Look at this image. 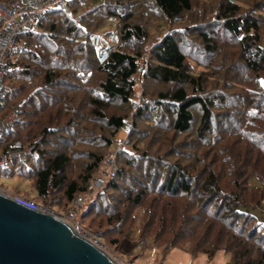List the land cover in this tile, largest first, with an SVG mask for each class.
I'll return each mask as SVG.
<instances>
[{
    "label": "trees",
    "instance_id": "obj_1",
    "mask_svg": "<svg viewBox=\"0 0 264 264\" xmlns=\"http://www.w3.org/2000/svg\"><path fill=\"white\" fill-rule=\"evenodd\" d=\"M5 1L11 0H0ZM96 1L70 0L69 13L47 8L35 29L22 32L21 38L27 49L9 59L11 70L4 78L9 92L0 106V119L17 112L19 121L12 131L0 136V154L15 144L25 149L28 157L24 162L16 160L7 166H0V173L17 175L26 169L29 173L34 172L35 188L43 200L56 191L65 190V211L70 209L78 196H86L90 192L92 177L104 158L90 154L94 161L88 164L86 172L79 179L73 180H68L66 175V168L71 163L69 154L52 151L45 158L48 150L41 146L48 144L47 137L54 135L55 129L47 126L46 123L54 117L47 116L46 111L58 101L56 94L52 96H56L55 100L49 101L50 90H56L60 85L63 88L66 86L65 89L73 86L68 80L70 77L87 83L99 75L101 78L97 79L96 85L89 88L90 105L95 116L107 119L116 138L126 126L129 116L115 114L108 117L105 112L109 108L108 101L119 100L129 105L133 102L136 76L141 71L140 60L145 55L148 39L147 30L142 24L127 21L122 27L118 46L105 56H100L96 44L91 41L93 30H90V25L98 29L102 23L95 24L96 16L100 13L91 14L100 5ZM251 1V8L244 9L239 0H226L220 3L215 22L199 24L192 28V33L189 27H184L182 31L165 34L151 49V59L143 71L145 78L169 86L160 91L158 99L154 101L159 106L166 101L172 105L167 128L177 135H195L189 146L181 145L185 148L178 153L180 158L184 154L189 155L190 158L196 157L198 164L205 165L203 159L209 158L210 154L207 152L205 157L197 156V139L202 141L198 144H211L213 147L221 140L225 141L227 136L237 137L231 147H218L217 152V155L225 156L222 163H229L233 171L230 174L233 176L232 190L224 188L221 182L225 177L222 172L224 166L219 172L209 169L206 164L201 172L194 175L193 169L182 162H166L168 167L165 173L164 170L160 173L154 171L150 179L153 188L149 191L146 186L140 188L138 194L130 198L136 206H141L149 193L154 194L155 198L145 209L148 218L144 222V229L146 232L155 230L156 240L160 243L163 235L174 232L172 240L165 241L163 257L171 249L178 248L182 238L192 241L190 247L182 249L194 257L204 254L208 262H212L217 253L223 250L230 255L226 264H264V231L260 230L264 222L254 213L242 209L244 205L260 206L264 200V85L261 83L264 80V0ZM153 2L163 19L171 22L192 13L194 9L193 0ZM88 3L98 5L82 14L80 8ZM104 7H108V4H102ZM106 15L115 16V12L108 11ZM208 25H218L219 33L201 29ZM228 36L236 47L223 54L228 56L233 53L239 56L238 60L228 67L224 61L213 64V59L222 52L217 40H226ZM194 47H198V50ZM231 56L233 59L234 55ZM190 60L196 61L204 70L195 73ZM63 69H67V72H63ZM36 79L39 81L35 82ZM149 105L144 103L135 111L129 133L133 134L137 129V118L149 116ZM7 108H10L9 113H6ZM199 110L200 117L197 115ZM74 120L75 115L69 121L71 125ZM32 126H38L36 129H40L41 137L35 136L36 139L33 136L35 140L27 144L18 141L16 137L24 130L27 131L26 136L37 131L30 128ZM147 156L144 153L143 159ZM160 160L151 161L145 179L146 176L150 178L153 168H160L163 163ZM216 160L215 155L213 163ZM33 161L41 162L43 166L34 171ZM129 164H133V161ZM124 171L118 167L113 175L123 174ZM253 176L262 187L251 185ZM109 182L112 187H118L113 178ZM137 182L143 185L145 181L139 179ZM159 185V189H156ZM177 198H187V204L181 209L173 201ZM34 201L44 207H54ZM161 203L163 208L160 212L158 207ZM169 205L172 206V213L168 218ZM91 212V209L86 210L84 215L88 216ZM123 219L118 216L110 221L113 223ZM179 229L183 231L182 237L175 234Z\"/></svg>",
    "mask_w": 264,
    "mask_h": 264
},
{
    "label": "rangeland",
    "instance_id": "obj_2",
    "mask_svg": "<svg viewBox=\"0 0 264 264\" xmlns=\"http://www.w3.org/2000/svg\"><path fill=\"white\" fill-rule=\"evenodd\" d=\"M224 1L226 0H193V12L187 13L181 18L171 22L164 20L163 16L158 13L153 0H97L96 3L100 2V5L97 7L98 9L96 8V10H93L91 14L100 13L96 16L95 24L98 22L102 23H100L101 25L98 26V29L90 25V30H93L91 31V41L96 44L100 56H105L111 49L118 46L121 39L122 27L127 21H135L142 24L148 34L146 52L144 57L140 60L142 66L141 71L136 76L137 86L133 102L129 105L119 100L108 101L109 108L105 111L108 117L115 114L123 116L128 115L129 120L126 126L115 138L112 128L109 127L107 123V119L102 120L94 115V110L90 105L91 96L89 88L92 85H96L97 79L101 78L99 75L93 78V81L90 80L87 83L76 81L70 77L68 80L72 82L71 84H73V86L65 89L66 86L63 88L60 85L56 89L57 91L55 89L50 90L51 99L49 101L55 100L56 96L52 97L54 94L58 96V101L54 107L47 108L46 115H50L49 117L54 118L51 122L46 124H48V127L55 129L54 135L47 137L48 144L42 145L41 148L48 150L45 158L50 156L53 153L52 151H64L71 156V163L66 168L68 180L79 179L80 176L86 172L88 164L94 161L90 157V154L94 153L98 156H103L104 161L92 177L93 180L91 182L90 192L84 196L85 201L78 207L73 203L70 209L65 211V190L52 193L47 200L39 198L35 188V173H29L27 169L22 170V172L17 175L0 173V191L10 196L27 198L30 200L35 199L38 200V202L50 204L54 207L50 206L49 209L51 213L56 216L72 211L75 216V221L71 222L74 228L88 239H97L99 241L97 246L102 248L118 264H226L230 260L229 253L221 250L217 253L212 262H208L206 255L199 254L194 257L182 249L190 247L192 242L190 239L182 238L178 244V248L171 249L165 257H163L165 241H171L174 232L163 235V241L160 243L156 240L155 230L146 232L144 229V222H146L148 218L145 209L148 208L155 198L154 194L149 193L141 206H136L130 199L138 194L140 188L146 186L145 188H147L148 191L153 188L150 179L153 178L154 171L158 173L163 170L164 173L167 171L168 164L166 162L172 164L182 162V164L193 169L194 175L201 172L206 164L209 169L213 168L219 172L222 166H224L222 172L225 177L223 181H221L223 187L229 190L233 188V176L230 175L233 173L230 169L231 166L229 163L224 165L222 159H224L225 156L222 154L217 155V152L218 147H231L235 140H237V137L227 136L225 141L221 140L218 145L213 147L211 144L202 146V144H198L201 140L197 139V156L205 157L207 152L210 154L209 158L203 159L206 163L205 165L198 164L196 162V157L190 158L189 155L184 154L183 157L180 158L178 153H181V148H185L181 147V145L189 146L192 140L195 139V135H177L174 130L167 128L171 119L169 114L172 110V105L168 103L169 101H166L163 106H159V104L154 101L158 99L160 91L166 90L169 86L151 79L149 80L144 77L143 73L146 64L151 59V49L165 34L177 30L182 31L184 27H189L191 32H187L192 33L194 32L192 28L199 24L215 22L214 18L218 12L219 5ZM239 2L243 5L244 9L251 8L253 4L251 0H239ZM102 4L105 6L108 4V7L102 8ZM95 5L98 4L88 3L80 8V12H82V14L85 13V11L89 12ZM108 11L115 12V16L107 17L106 14ZM91 14H89V16ZM201 29L205 31L213 30L212 32L216 34L219 33L218 25L203 26ZM222 35L223 34H221L220 37ZM225 39L226 40H217L220 47H222V52L220 55H216V58L213 59V64L224 61L227 63L226 67H228L232 62H236L239 56L233 53H230L228 56L223 54L232 50L233 47H236L234 43H232L230 36ZM262 45L264 47V39ZM194 48L198 50V47ZM231 55H234L233 59ZM224 56L226 60H224ZM190 63L195 73L204 70V67L200 66L196 61L190 60ZM63 72H67V69H63ZM36 81L39 80L36 79L35 82ZM142 92H144V95H142ZM144 103L150 104L149 116L145 115L137 118V129L133 134L129 133L128 131L135 119L134 113ZM9 109L10 108L6 109V111H8L6 113L10 112ZM197 113L200 117V110L197 111ZM74 115V124L71 125L69 121L72 120ZM37 127L38 126H32L30 128L36 129ZM36 130L37 131H34V133L29 136H26L27 131L24 130L22 134L16 138L23 144H27L35 140L33 136H37L38 138L41 137L42 133L40 129ZM37 137L35 138L37 139ZM110 141L113 143L111 144ZM20 142L18 143L21 144ZM144 153L148 154L146 159H143ZM215 155L217 160L213 163ZM157 158L162 159L160 161L163 163L160 168H153L150 172V178L147 179L146 176L145 179L144 177L146 173H148L146 170L147 167L150 166L151 161H155ZM131 161H133V164H129ZM32 166L34 171H36L40 166H43V163L33 161ZM118 167L120 169L123 168V170H125L124 173L113 175ZM98 176H103L107 183L104 187L97 190L94 186V180ZM112 178L117 183V188L112 187L110 184L109 181ZM139 179L145 181L143 184L144 186L137 182ZM250 183L253 186L262 187L259 180L254 176L251 178ZM159 187L160 185L157 186L156 189H159ZM99 191H101V194ZM173 201L176 202L180 209L187 204V198H177L173 199ZM92 202L95 203L91 205ZM263 202H261V204ZM73 207H75V209H73ZM171 207L172 206L169 207L167 214L168 218L172 213ZM101 208L102 211H100ZM162 208L163 204L161 203L158 210L161 212ZM89 209H91L92 212L88 216L84 215V212ZM242 209L254 213L260 221H263L264 205H244ZM118 216L124 219L111 223V218L114 219ZM260 230L264 231V225L260 227ZM182 232L179 229L175 234L182 237Z\"/></svg>",
    "mask_w": 264,
    "mask_h": 264
},
{
    "label": "water",
    "instance_id": "obj_3",
    "mask_svg": "<svg viewBox=\"0 0 264 264\" xmlns=\"http://www.w3.org/2000/svg\"><path fill=\"white\" fill-rule=\"evenodd\" d=\"M0 264H118L72 224L0 191Z\"/></svg>",
    "mask_w": 264,
    "mask_h": 264
},
{
    "label": "built area",
    "instance_id": "obj_4",
    "mask_svg": "<svg viewBox=\"0 0 264 264\" xmlns=\"http://www.w3.org/2000/svg\"><path fill=\"white\" fill-rule=\"evenodd\" d=\"M70 0H11L0 2V106L4 104L8 95V88L4 78L10 72L11 65L9 59L27 49L21 34L25 30L35 29L45 16L47 8L61 9L66 13L70 12ZM19 121L17 112H12L6 118L0 119V136L12 131ZM27 151L19 145L13 144L3 154H0V166H7L12 161L24 162L27 160ZM106 184L103 176H98L94 180L95 189H101ZM24 200L27 205L36 210L50 212L48 207H44L34 200L18 197ZM85 201L84 196H78L74 205L78 207ZM75 209V207H73ZM53 214V213H52ZM60 218L70 224L75 221L72 211L61 214ZM94 244H99L97 239H90Z\"/></svg>",
    "mask_w": 264,
    "mask_h": 264
},
{
    "label": "crops",
    "instance_id": "obj_5",
    "mask_svg": "<svg viewBox=\"0 0 264 264\" xmlns=\"http://www.w3.org/2000/svg\"><path fill=\"white\" fill-rule=\"evenodd\" d=\"M261 205H264V202ZM263 222H264V218H263Z\"/></svg>",
    "mask_w": 264,
    "mask_h": 264
},
{
    "label": "snow or ice",
    "instance_id": "obj_6",
    "mask_svg": "<svg viewBox=\"0 0 264 264\" xmlns=\"http://www.w3.org/2000/svg\"><path fill=\"white\" fill-rule=\"evenodd\" d=\"M261 83L264 84V80H262Z\"/></svg>",
    "mask_w": 264,
    "mask_h": 264
}]
</instances>
